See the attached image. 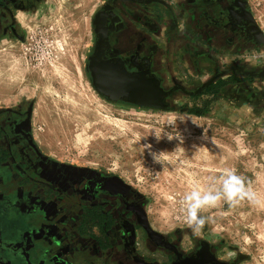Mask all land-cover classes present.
Masks as SVG:
<instances>
[{
	"label": "flooded vegetation",
	"instance_id": "1",
	"mask_svg": "<svg viewBox=\"0 0 264 264\" xmlns=\"http://www.w3.org/2000/svg\"><path fill=\"white\" fill-rule=\"evenodd\" d=\"M44 10L45 0H0V45L25 42ZM89 35L84 76L108 104L264 119V30L250 0H100ZM131 75L168 89L167 110L108 93ZM34 107L27 97L0 106V264L250 263L207 224L199 236L159 228L122 178L57 159L36 134Z\"/></svg>",
	"mask_w": 264,
	"mask_h": 264
},
{
	"label": "rangeland",
	"instance_id": "2",
	"mask_svg": "<svg viewBox=\"0 0 264 264\" xmlns=\"http://www.w3.org/2000/svg\"><path fill=\"white\" fill-rule=\"evenodd\" d=\"M99 2L45 0L27 40L0 45V106L23 97L34 101L36 134L46 150L135 186L150 201L161 229L186 228L183 194L194 184L209 187L208 178L224 168L234 169L264 198V119L239 109L234 118L142 111L95 94L84 76L83 56ZM250 4L264 30V0ZM203 214L212 218L207 226L213 237L240 248L249 264H264V206L221 203Z\"/></svg>",
	"mask_w": 264,
	"mask_h": 264
},
{
	"label": "clouds",
	"instance_id": "3",
	"mask_svg": "<svg viewBox=\"0 0 264 264\" xmlns=\"http://www.w3.org/2000/svg\"><path fill=\"white\" fill-rule=\"evenodd\" d=\"M165 135L169 140L173 138L170 134ZM208 180L209 187L202 189L194 184L183 194L179 202L184 222L193 236H199L205 225L211 222L212 218L203 214L206 209L216 208L221 203L235 207L245 200L258 207L264 206V198L258 196L234 169L224 168L219 175L211 176Z\"/></svg>",
	"mask_w": 264,
	"mask_h": 264
},
{
	"label": "water",
	"instance_id": "4",
	"mask_svg": "<svg viewBox=\"0 0 264 264\" xmlns=\"http://www.w3.org/2000/svg\"><path fill=\"white\" fill-rule=\"evenodd\" d=\"M115 86L108 89L111 95L125 94L132 100L133 96H137L135 104L140 107H149L154 110H167L169 102L167 99L170 97L171 92L168 89H160L155 79L129 76L126 79L114 80ZM113 100V99H112Z\"/></svg>",
	"mask_w": 264,
	"mask_h": 264
},
{
	"label": "bare ground",
	"instance_id": "5",
	"mask_svg": "<svg viewBox=\"0 0 264 264\" xmlns=\"http://www.w3.org/2000/svg\"><path fill=\"white\" fill-rule=\"evenodd\" d=\"M41 142L43 143V141H42V139H41ZM156 218V217H155ZM158 220V219H157ZM157 220H154V222H155V224H156V226H158L159 228L161 227V225L158 223V221Z\"/></svg>",
	"mask_w": 264,
	"mask_h": 264
}]
</instances>
